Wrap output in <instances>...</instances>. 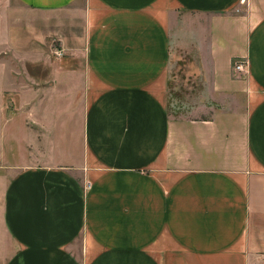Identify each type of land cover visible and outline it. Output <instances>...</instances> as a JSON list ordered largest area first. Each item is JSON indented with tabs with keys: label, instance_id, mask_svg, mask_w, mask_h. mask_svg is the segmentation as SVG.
I'll return each instance as SVG.
<instances>
[{
	"label": "crops",
	"instance_id": "obj_1",
	"mask_svg": "<svg viewBox=\"0 0 264 264\" xmlns=\"http://www.w3.org/2000/svg\"><path fill=\"white\" fill-rule=\"evenodd\" d=\"M16 2L47 19L49 82L83 109L77 156L8 164L4 264H264V0ZM187 56L219 103L199 116L168 109Z\"/></svg>",
	"mask_w": 264,
	"mask_h": 264
},
{
	"label": "rangeland",
	"instance_id": "obj_2",
	"mask_svg": "<svg viewBox=\"0 0 264 264\" xmlns=\"http://www.w3.org/2000/svg\"><path fill=\"white\" fill-rule=\"evenodd\" d=\"M0 17V64L16 69L18 75L17 85H7L0 92L1 207L6 180L13 175L7 174L8 164L19 170L49 164L57 154L77 156L74 148L77 149L75 145L79 143L78 121L75 130L73 129L76 118L81 116L83 103L80 102V97L71 96V92L63 93L61 88L49 82L51 66L64 63L65 54L58 47L57 40L51 38L49 26L45 24L47 19H42L40 13L27 10L16 0H1ZM10 33L13 40L17 41L12 50L9 48ZM190 59L189 56L183 57L175 72L169 76L168 109L182 116H199L201 112L206 113L216 108L219 103L210 97L200 78L196 79L186 68ZM0 74L1 88L4 74ZM63 97L64 100L61 99ZM64 116L70 117L72 130L67 134L63 133L66 151L63 148L57 151L56 144L64 139L59 132ZM9 128L14 133L13 136L1 135L3 132L8 133ZM70 149H73L72 154ZM1 229L0 210V231ZM8 244L2 236L4 248L0 251V264H4L8 257V249L7 253L5 251Z\"/></svg>",
	"mask_w": 264,
	"mask_h": 264
},
{
	"label": "built area",
	"instance_id": "obj_3",
	"mask_svg": "<svg viewBox=\"0 0 264 264\" xmlns=\"http://www.w3.org/2000/svg\"><path fill=\"white\" fill-rule=\"evenodd\" d=\"M246 67H247V63L245 60L234 61L232 64L233 72H235L237 74L245 72ZM86 188H89V185H87Z\"/></svg>",
	"mask_w": 264,
	"mask_h": 264
}]
</instances>
